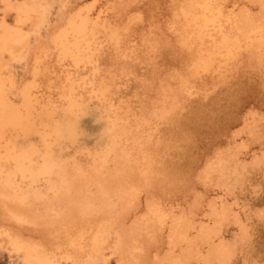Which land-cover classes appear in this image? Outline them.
I'll use <instances>...</instances> for the list:
<instances>
[{"label":"rangeland","instance_id":"1","mask_svg":"<svg viewBox=\"0 0 264 264\" xmlns=\"http://www.w3.org/2000/svg\"><path fill=\"white\" fill-rule=\"evenodd\" d=\"M201 1L0 0V24L24 33L29 46L12 42L18 57L0 53V83L8 98L21 107L20 90L27 84L39 100L37 124L47 120L37 114L40 108L53 111L49 120L72 121L76 143L61 137L53 146L62 149L69 178L97 195L102 186L109 188L108 173L129 170V181L142 188L134 230L138 243L125 233V256L112 252L109 264L118 259L123 264H172L174 259L177 264H264V0H219L224 31L239 35L238 23L258 35L248 41L240 37L231 51L213 54L211 69L198 66L211 51L210 40L201 43L193 34L197 25L191 12ZM88 8L92 18L102 14L101 24H87L73 59L60 52L55 35ZM68 96L75 105L65 113ZM114 112L121 121L113 125L112 136L132 166L109 152L102 177L97 169L106 170L100 165L112 142L106 119ZM31 140L41 143L37 135ZM140 167L150 172L148 183ZM40 187L45 195L28 190L25 209L32 229L22 232L49 248L64 247L67 233L55 217L67 199L47 189L44 179ZM154 199L176 216L157 221L146 206ZM46 228L50 235L40 233ZM113 240L109 234L110 246ZM82 245L65 264H103L101 258L93 260L87 241ZM134 245L143 249L138 260ZM0 264L20 261L1 246Z\"/></svg>","mask_w":264,"mask_h":264},{"label":"bare ground","instance_id":"2","mask_svg":"<svg viewBox=\"0 0 264 264\" xmlns=\"http://www.w3.org/2000/svg\"><path fill=\"white\" fill-rule=\"evenodd\" d=\"M194 9V12H191L192 19L195 20L197 25L196 31L193 33L194 37L199 39L201 43L205 39H209V45L211 46L209 48L211 51H208L207 56H203L198 61V66L201 68L211 69V66L209 68L208 66L212 61L213 54L220 53L222 48L229 52L236 47L240 37L248 41L253 36L255 38V34L258 33L250 25L249 28L247 27L248 29H244L245 24H241L243 25L241 26L243 28H241L237 23L238 19L234 22L237 23V29L240 31L239 35L224 31L223 19H221L224 9H221L219 0H202L196 4ZM90 10L88 8L84 15L77 12L76 15L68 19L67 25L69 28H63L55 35V44L61 53L70 55L75 59L79 54L78 38L86 36L87 24L89 22L95 26L101 24L102 18L100 16L102 14H97L96 17L92 18L88 13ZM99 18L100 21H98ZM42 19V15H39L38 22ZM231 20L230 22H232ZM241 22L243 21L239 23ZM254 26L256 27L255 24ZM233 30L235 31V29ZM68 31L71 32L72 38L68 37ZM111 33L112 35L115 34L113 30H111ZM26 38L27 36L20 30L13 31L1 23L0 53L6 51L12 57H18L19 54L13 49L12 42L22 44L28 50L29 46ZM189 38L191 37L189 36ZM87 46V50H89L90 45ZM202 53L204 54V52ZM77 62L75 60V63ZM69 77L68 75L67 78ZM20 95L22 98L21 107L8 98L7 89L3 83H0V247H4L9 254H16L20 264H65V261L71 257L72 251L79 247L81 249L82 243L86 241L89 245V254L93 260L101 258L103 264H109L112 252H116L117 255H121L123 258L126 253L123 245L124 234H128L132 241L138 243L134 230L138 220L136 210L138 194L142 190L141 186H138L136 182L129 181V170L108 173L109 188L102 186L100 193L97 195L89 187H83L80 182H77V179L69 178L64 171L65 159L61 157L62 149L60 150L59 147L54 149L53 146L59 144L61 137H64L65 140L73 138L72 121L49 120L53 111L48 108H40L41 110L37 114L41 118H47V120H41L37 124L34 121V110H36L39 102L37 95L30 92L27 84L21 88ZM66 100H68L69 106L65 108V113L72 111L75 105L72 97L68 96ZM107 118L108 140L112 139V142L109 148L105 149L102 165H100L106 170L97 169V174L102 175V177L108 171L107 156L109 152H112L114 157H120L121 164L126 167L132 166L129 154L122 144L119 146L111 132L113 125L120 123L121 117L114 112L112 116ZM110 122L113 123L112 127H109ZM36 135L40 138V145L31 140ZM49 136H51L50 139H48ZM140 173L145 183H148L150 172L146 168L140 167ZM42 179H44L47 189L54 191V193H63L67 199V205L60 208L55 217L67 233L64 238L66 240V246L64 247L56 245L54 248H49L42 241L26 238L22 232L32 229L28 227L31 220L25 209L28 190L31 189L35 195H45L40 187ZM22 181H25L27 186L23 187ZM146 206L149 213L159 222H163L171 215L176 216L173 213L170 214L169 211L167 212L157 199L150 200ZM132 216L133 219L130 220ZM179 220L183 221L181 217H179ZM78 224L83 225V229L79 232L75 231ZM13 227L19 228L21 232ZM40 233L50 235V230L46 228L41 230ZM69 233L75 234L69 236ZM109 234L114 238L113 246L108 243ZM180 235L186 238L184 231ZM109 249L110 251H108ZM133 249L137 255L134 253L132 256L136 260L143 257L141 247L134 245ZM177 263L178 260L174 259L172 264ZM80 264L85 263L81 262ZM116 264L123 263L118 259Z\"/></svg>","mask_w":264,"mask_h":264}]
</instances>
